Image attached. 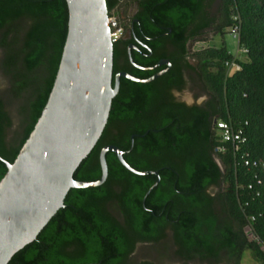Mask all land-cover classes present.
I'll return each instance as SVG.
<instances>
[{
    "label": "trees",
    "instance_id": "1",
    "mask_svg": "<svg viewBox=\"0 0 264 264\" xmlns=\"http://www.w3.org/2000/svg\"><path fill=\"white\" fill-rule=\"evenodd\" d=\"M133 1L107 0L109 16L116 13L123 29L119 12L127 15ZM138 1L144 45L155 50L153 39L171 30L164 41L173 49L162 56L172 68L150 84L122 80L109 124L132 125L120 136L103 132L73 178L98 180L99 152L114 145L128 152L123 158L134 170L158 171L161 183L143 204L157 178L134 175L107 153L105 183L70 190L64 207L8 264H153L137 260V249H166L168 227L185 260L197 255L212 261L227 250L233 264H241L250 251L264 264V0ZM234 25L244 60L224 45L191 51L194 44L231 34ZM67 28L65 0H0V74L7 83L0 91V158L9 163L46 104ZM232 62L239 71L226 66ZM190 85L206 100L173 102L172 91ZM216 121L242 131L246 143H222ZM131 134L138 135L132 150ZM5 173L0 160V180Z\"/></svg>",
    "mask_w": 264,
    "mask_h": 264
},
{
    "label": "water",
    "instance_id": "2",
    "mask_svg": "<svg viewBox=\"0 0 264 264\" xmlns=\"http://www.w3.org/2000/svg\"><path fill=\"white\" fill-rule=\"evenodd\" d=\"M68 28L58 70L46 104L29 137L12 163L2 158L6 173L0 180V264L34 242L57 212L72 189L102 186L108 177L106 154L137 176L139 172L124 160L128 152L114 145L99 152L101 176L92 182L76 181L79 165L94 149L108 123L112 101L120 78L145 84L167 70L142 81L127 74L113 75L114 43L110 38L107 0H65ZM133 148V138H131Z\"/></svg>",
    "mask_w": 264,
    "mask_h": 264
},
{
    "label": "flooded vegetation",
    "instance_id": "3",
    "mask_svg": "<svg viewBox=\"0 0 264 264\" xmlns=\"http://www.w3.org/2000/svg\"><path fill=\"white\" fill-rule=\"evenodd\" d=\"M127 9H128L127 15H124L122 11L119 12L121 20L122 21L125 20L124 32L122 38L120 39L118 44L114 47L113 75L124 73L135 79L146 81L151 79L155 75L167 70L168 67L166 65H160V62L168 61L170 64L168 71L163 75H161L160 77L156 78L155 80H152L149 83H145V84H150L162 78V76L168 74L172 68V64L169 58L166 56H162L164 52L169 53L173 49L171 44H169L167 41H164V39L170 35L171 30H169V33L167 34L156 36L153 39V42L155 44H159V47L156 48L155 50L150 49L146 45H144L140 40L141 34H143V32L141 29L140 21L137 18L138 12L140 10L139 1L134 0L131 4H129ZM145 61L152 63L147 65L143 63L140 64V62H145ZM122 80H128V79L121 77L120 86ZM136 84H140V83H136ZM184 91L173 90L172 91L173 102L185 104L187 106H192V105H201L206 100L204 98L201 101H199V99L201 98L199 99L196 98L195 101H193L191 104H188L185 101L180 100L179 98L176 97V94H181ZM130 125L132 124L130 123ZM130 125H126L124 123L111 125L109 124V119H108V123L104 129V132L111 137L120 136V134L127 128V126L129 127ZM137 136H138L137 134H131L130 140L131 138H133V144H134V138ZM159 183H161L160 178H159ZM169 202H171L172 204L174 203L173 200H169ZM143 204H145V202H143ZM171 208L172 206L169 203L168 209L170 210ZM162 243L166 246V249L162 250L163 247L162 248L157 247L156 249H154V252L157 253L156 256H158V258L154 260H148L149 262H152L153 264H233V259L230 257L229 252L227 250H221L219 252L217 259L212 261L208 260L204 262L203 260H201V258L197 257V255L193 259H189V260L183 259L180 256V254L177 253L178 248L174 242L173 231L171 227H168L165 230V237ZM217 260H220L219 263H217L218 262Z\"/></svg>",
    "mask_w": 264,
    "mask_h": 264
},
{
    "label": "rangeland",
    "instance_id": "4",
    "mask_svg": "<svg viewBox=\"0 0 264 264\" xmlns=\"http://www.w3.org/2000/svg\"><path fill=\"white\" fill-rule=\"evenodd\" d=\"M222 45L225 46V48L228 50V52L231 55L238 57L239 59L241 58L240 60H244L243 55L239 52L237 40H235L232 37L229 31H227L223 37H220V36L215 37L208 43H197V44L192 45L191 51L193 52L200 51V50L207 49L210 47L220 48ZM0 56H1V52H0ZM6 87H7V83L0 74V91L5 90ZM195 96H197L198 99L201 98L199 99V101L205 98V96L199 93L198 90L195 87H193V85H190L189 88L183 93L176 94L177 98L185 101L188 104H191L193 101L196 100ZM216 192H217L216 189L209 190V193L211 195H214ZM146 258L150 260H154L158 257L156 256L155 253H152L145 247L140 246L137 249L136 259L141 260V259H146ZM241 264H260V263L255 260L252 252L245 251L242 255Z\"/></svg>",
    "mask_w": 264,
    "mask_h": 264
},
{
    "label": "built area",
    "instance_id": "5",
    "mask_svg": "<svg viewBox=\"0 0 264 264\" xmlns=\"http://www.w3.org/2000/svg\"><path fill=\"white\" fill-rule=\"evenodd\" d=\"M234 21H237V18L234 17ZM108 25L110 27V38L112 43L118 42L122 36L124 29L119 23L118 17L113 13L112 16H109L108 19ZM232 37L237 40L239 38V26L234 25L231 30ZM242 53H245V51L241 50ZM226 66L230 70L239 71L240 67H238L235 63H226ZM215 131L220 137V141L222 143H232L233 145H242L246 143V137H244V134L242 131L238 130L235 131L228 123L223 121H216L215 122ZM246 166L250 165L249 161L245 162ZM255 166L256 163H253Z\"/></svg>",
    "mask_w": 264,
    "mask_h": 264
}]
</instances>
